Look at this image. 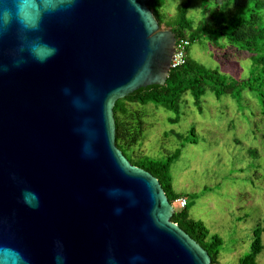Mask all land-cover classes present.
<instances>
[{
  "label": "water",
  "instance_id": "water-1",
  "mask_svg": "<svg viewBox=\"0 0 264 264\" xmlns=\"http://www.w3.org/2000/svg\"><path fill=\"white\" fill-rule=\"evenodd\" d=\"M148 3L0 0V247L24 264H210L115 145V100L171 68L174 35Z\"/></svg>",
  "mask_w": 264,
  "mask_h": 264
},
{
  "label": "rangeland",
  "instance_id": "rangeland-1",
  "mask_svg": "<svg viewBox=\"0 0 264 264\" xmlns=\"http://www.w3.org/2000/svg\"><path fill=\"white\" fill-rule=\"evenodd\" d=\"M182 3L188 4L186 17L193 26L205 22L215 27L218 6L212 0H163L159 12L165 22L175 18ZM217 36V43L193 41L187 55L226 76L246 78L253 65L249 54ZM193 101L190 93L184 95L177 121L169 120L173 111L147 107L143 133L128 157L169 162L171 189L185 199L189 217L222 239L220 264H239L251 250L256 224L264 227V117L249 91L236 100L228 94L217 98L208 90L199 104ZM171 205L174 211L181 209L177 200ZM256 263L264 264V249Z\"/></svg>",
  "mask_w": 264,
  "mask_h": 264
},
{
  "label": "trees",
  "instance_id": "trees-1",
  "mask_svg": "<svg viewBox=\"0 0 264 264\" xmlns=\"http://www.w3.org/2000/svg\"><path fill=\"white\" fill-rule=\"evenodd\" d=\"M218 6V14L213 15V26L199 22L193 26L191 19L186 17L187 3L177 6V13L170 22H165L159 9L163 0H149L148 6L156 18L160 29H169L175 38L188 41L185 47L183 64L171 67L163 84H151L140 87L124 97L115 100L113 116L115 123V145L120 149L128 161L141 167L156 177L168 199L181 198L172 191L168 177L169 162L130 160L128 152L136 146L145 126L147 107L157 109L161 107L175 113L169 117L170 121H177L180 113V102L186 93L194 98V104H199L202 95L211 90L218 98L228 94L236 100L242 98L245 91H249L260 105V113L264 117V0H212ZM217 35H223L226 43L236 51L249 54L253 62L249 75L246 78H233L219 73L216 69L206 67L187 55L190 43L202 38L208 43H217ZM194 133V128L190 129ZM256 149H250L252 154ZM177 152L169 156L168 161ZM181 208V207H180ZM170 220L184 230L210 256V264H220L218 261L219 246L222 239L216 234H209L201 220H193L188 215L185 204L178 211H174ZM264 227L256 224L253 229L254 240L251 250L239 259V264H257L256 256L264 249L261 232Z\"/></svg>",
  "mask_w": 264,
  "mask_h": 264
},
{
  "label": "clouds",
  "instance_id": "clouds-1",
  "mask_svg": "<svg viewBox=\"0 0 264 264\" xmlns=\"http://www.w3.org/2000/svg\"><path fill=\"white\" fill-rule=\"evenodd\" d=\"M55 53L56 49L48 45L38 44L33 47V55L41 62L55 55ZM24 199L29 206H38V198L35 193L26 192L24 194ZM0 264H24V262L20 254L15 249L0 247Z\"/></svg>",
  "mask_w": 264,
  "mask_h": 264
},
{
  "label": "built area",
  "instance_id": "built-area-1",
  "mask_svg": "<svg viewBox=\"0 0 264 264\" xmlns=\"http://www.w3.org/2000/svg\"><path fill=\"white\" fill-rule=\"evenodd\" d=\"M188 41L185 39H179L177 42L174 43V49L172 53V57L170 59V67H174L180 64H183L184 57H185V47L187 46ZM179 203V207H184L186 204V201L184 198H178L176 199Z\"/></svg>",
  "mask_w": 264,
  "mask_h": 264
}]
</instances>
